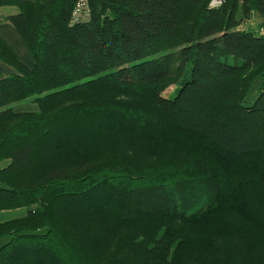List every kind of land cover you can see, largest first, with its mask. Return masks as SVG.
Here are the masks:
<instances>
[{
    "label": "trees",
    "instance_id": "trees-1",
    "mask_svg": "<svg viewBox=\"0 0 264 264\" xmlns=\"http://www.w3.org/2000/svg\"><path fill=\"white\" fill-rule=\"evenodd\" d=\"M75 2L0 0V264H264V0Z\"/></svg>",
    "mask_w": 264,
    "mask_h": 264
},
{
    "label": "crops",
    "instance_id": "crops-1",
    "mask_svg": "<svg viewBox=\"0 0 264 264\" xmlns=\"http://www.w3.org/2000/svg\"><path fill=\"white\" fill-rule=\"evenodd\" d=\"M16 12L17 8L13 6L0 7V41L8 44L18 55L20 60L25 65L30 66L31 57L22 38L20 37L14 25L5 18L6 16L15 14ZM13 72L15 71L10 65L0 60V79Z\"/></svg>",
    "mask_w": 264,
    "mask_h": 264
},
{
    "label": "rangeland",
    "instance_id": "rangeland-1",
    "mask_svg": "<svg viewBox=\"0 0 264 264\" xmlns=\"http://www.w3.org/2000/svg\"><path fill=\"white\" fill-rule=\"evenodd\" d=\"M259 22L260 19L253 16L252 19L248 20L247 22H244L241 27H244L246 25H256ZM173 87L174 85L170 86L163 92V94L166 96L169 95L172 92ZM11 106L15 111H31L36 110L38 108L37 104L32 102L31 99L14 102L11 104ZM4 165H6V160H0V168H2ZM28 209V207H20L17 209L2 210L0 211V222L21 217L27 213Z\"/></svg>",
    "mask_w": 264,
    "mask_h": 264
},
{
    "label": "built area",
    "instance_id": "built-area-1",
    "mask_svg": "<svg viewBox=\"0 0 264 264\" xmlns=\"http://www.w3.org/2000/svg\"><path fill=\"white\" fill-rule=\"evenodd\" d=\"M222 2L223 0H210V6L213 8L219 7ZM70 16L72 23L85 20L89 16L88 0H76Z\"/></svg>",
    "mask_w": 264,
    "mask_h": 264
}]
</instances>
